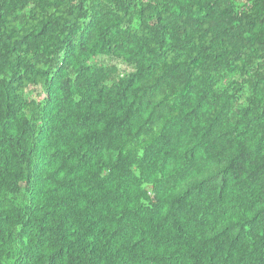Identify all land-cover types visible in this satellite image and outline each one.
I'll return each mask as SVG.
<instances>
[{
	"label": "trees",
	"instance_id": "1",
	"mask_svg": "<svg viewBox=\"0 0 264 264\" xmlns=\"http://www.w3.org/2000/svg\"><path fill=\"white\" fill-rule=\"evenodd\" d=\"M0 264H264V0H0Z\"/></svg>",
	"mask_w": 264,
	"mask_h": 264
},
{
	"label": "rangeland",
	"instance_id": "2",
	"mask_svg": "<svg viewBox=\"0 0 264 264\" xmlns=\"http://www.w3.org/2000/svg\"><path fill=\"white\" fill-rule=\"evenodd\" d=\"M115 64H116L118 67H120V68L124 69V64L117 63V62H115Z\"/></svg>",
	"mask_w": 264,
	"mask_h": 264
}]
</instances>
